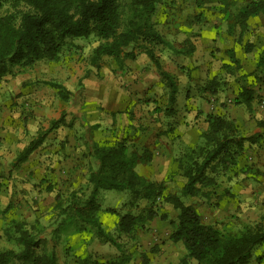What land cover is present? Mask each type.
Returning a JSON list of instances; mask_svg holds the SVG:
<instances>
[{"label":"rangeland","instance_id":"obj_1","mask_svg":"<svg viewBox=\"0 0 264 264\" xmlns=\"http://www.w3.org/2000/svg\"><path fill=\"white\" fill-rule=\"evenodd\" d=\"M197 1L171 0L159 6L155 15L158 28L171 42L170 46L157 47V54L164 68L176 76L179 88L175 110L170 115L156 111V107L168 105L167 90L159 74L158 81L153 82L151 77L149 83L143 84L144 72L150 75L148 66L153 64L145 54L147 62L139 58L140 54L135 60L127 59L124 68L116 72L112 71V60L108 57L104 58L100 69H87L90 65L88 58L98 44L94 36L70 40L58 60H41L32 68L8 75L0 82V145L5 146L4 155H0V201L5 205L10 201L14 203L6 215L0 214V244L3 248H16L4 237V228L12 218L29 222L38 219L46 226L44 236L47 239L53 237V228L59 221L55 211L56 194L60 192L66 198L71 190L87 182L85 151L74 150L86 146L89 141L125 137L139 148H149L153 152L152 161L149 165H138V173L152 179H166L168 191L180 194L185 178L178 169L176 158L187 146L199 140L207 126V113L235 118L247 134L264 132V126L259 124L264 121V73L255 67L257 52L264 47V19L250 17L240 42L237 39L239 28L235 35L226 31L227 14L219 11V2L200 0L202 6L199 7ZM246 1L233 0L230 9L235 10ZM4 11L1 8L0 14ZM185 37H190L195 46L190 55L177 52ZM246 42L249 44L244 46ZM229 48L234 49L241 61V67L237 69L232 65L231 72L225 66L231 63L227 54ZM179 65L186 67L189 73L183 72ZM154 69V73H159L155 66ZM63 74L66 80H71L72 76L75 78L77 93L90 89L97 101L85 104L81 109L85 114L84 121L77 116L71 120V115L66 114V121L73 122L71 126L53 130L31 154V161L13 165L17 153L39 131L49 127L53 114L61 107L63 100L57 89L43 82L62 83L63 78L59 75ZM77 74L83 76L78 78ZM215 76L223 82L216 94L204 93L197 88ZM83 78L86 80L82 82ZM101 82H106V86L97 90L88 85ZM241 85L255 89L256 99L251 111L234 103ZM106 90L110 93V101L120 95L121 106L113 113V123L110 124L101 117L105 106L100 93H106ZM82 93L78 96L83 104L90 99ZM37 94L49 96L50 101L52 99L50 112L37 105L38 102L32 98ZM90 110L93 111L89 113ZM86 136L88 140L85 142ZM244 164L248 165L247 172L239 170L235 175L231 173L229 178L221 177L216 192L210 198L197 196L186 199L196 207L206 223L240 230L245 224L264 220V142L245 148L238 165L242 167ZM226 190L230 194H224ZM129 198L128 191L112 189L99 193L102 205L100 220L105 230L115 237L118 236L120 216L129 211L138 213L146 204V201H141L138 207H130L125 205ZM160 204L170 219L176 218L172 205ZM172 230L169 219L156 217L136 232L133 239L122 234L118 241L123 250L133 253L130 264H143L140 253L149 257L150 264L176 263L186 250L181 242L170 240ZM52 244H55L60 264H73L79 257H87L93 264H112L123 252L104 238L97 237L92 229L76 232L71 224L62 229L57 240L52 238L47 246ZM263 251L264 247L256 249L250 264H264V260H257V255ZM13 264L24 262L17 259Z\"/></svg>","mask_w":264,"mask_h":264},{"label":"trees","instance_id":"obj_2","mask_svg":"<svg viewBox=\"0 0 264 264\" xmlns=\"http://www.w3.org/2000/svg\"><path fill=\"white\" fill-rule=\"evenodd\" d=\"M168 1L171 0H0V9H5L0 14V82L8 75L32 68L41 60H58L70 40L94 36L98 44L88 61L97 69L105 57L112 60L114 72L123 69L127 59L135 60L140 54L149 58L168 94V105L156 107V111L170 115L175 110L179 88L176 76L164 68L157 54V47L170 46L171 42L158 28L155 19L158 7ZM211 1L219 2V11L227 14L226 31L229 34L235 35L239 28L237 39L240 42L250 17L264 19V0H248L235 10L230 9L233 0ZM197 5L201 7L202 1H197ZM194 50L191 38L185 37L177 52L190 55ZM227 54L231 62L225 65L227 71L231 72L232 65L240 68L241 61L234 49H227ZM255 67L264 73V47L257 52ZM179 68L187 72L183 65ZM43 83L57 89L62 100H68L72 94L60 82L48 80ZM222 84L220 77L215 76L197 88L204 93L216 94ZM255 99V89L241 85L234 103L251 111ZM71 120L66 121L65 112L52 119L48 128L39 131L17 153L12 164L27 161L50 132L61 126H71ZM206 122L199 140L187 146L176 158L178 169L185 178L180 194L168 191L166 179H152L138 173V165H149L152 161L153 152L149 148H139L125 137L89 142L84 152L88 160L87 182L71 190L66 198L60 192L56 194L55 211L59 221L53 228L52 238L57 240L62 229L71 224L76 232L92 229L97 237L122 251L124 247L118 241L119 235L133 239L147 222L159 217L170 220L173 226L170 240L181 242L186 250L178 262L168 264H250L255 250L264 247V220L245 224L240 230L219 228L206 223L186 199L210 198L221 177L229 178L231 173L235 175L239 170L246 173L248 165L239 167V158H243L247 146L264 142V132L247 134L235 118L221 113H207ZM259 124L263 127L264 121ZM112 189L128 191L130 198L125 205L130 207H138L141 201H146L138 213L129 211L120 216L117 237L105 230L99 216L102 209L99 193ZM227 192L229 190L224 194ZM160 203L172 205L176 218L170 219ZM13 206L12 201L6 205L0 201V214L6 215ZM45 231L46 226L38 219L32 222L10 219L4 228V237L16 248H3L0 244V264H13L17 259L24 264H60L55 244L47 246L52 238L47 239ZM133 258L131 251L123 250L112 264H130ZM140 258L143 264H150L145 253H140ZM257 260H264V251L257 255ZM73 264L93 263L87 257H79Z\"/></svg>","mask_w":264,"mask_h":264},{"label":"crops","instance_id":"obj_3","mask_svg":"<svg viewBox=\"0 0 264 264\" xmlns=\"http://www.w3.org/2000/svg\"><path fill=\"white\" fill-rule=\"evenodd\" d=\"M139 58H141V59H143V61H146L147 62V59H146V57H144V54H141V56H139ZM130 64V62H128L127 63V65H129ZM137 66V65H136ZM138 66H140V65H138ZM90 67H93V66H91V65H89L88 67H87V69L88 68H90ZM140 68V67H139ZM150 68V69H149ZM148 71H151V74L149 75V74H147L146 72H144V76H143V84H147V83H149V81H150V78L151 77H153V82L154 81H158L159 80V78H158V75L157 74H159V73H157V71L154 73V71H155V69H154V64H151V65H149L148 66ZM61 78H63V82H62V84L64 85V86H66V88H68L71 92H72V94L70 95V97H69V99L67 100V102L66 101H62V103L61 102H59V104L61 103V107H59L58 108V111H57V113H54L53 114V116H52V118L53 119H56V118H59L60 116H61V114L63 113V112H65L66 114H70L71 115V118H74V117H80L81 119H82V121H84V113H82V111H81V109L83 108V107H85V104H90V103H92V102H94V101H97L95 98V96L93 95V93L91 92V90L90 89H84V93H82V91L80 90V92L82 93V94H85L86 96H87V98L88 99H90V100H87L85 103L83 102V104H82V101L79 99V98H81L80 96H78L79 94H80V92H78L77 93V91H76V89H75V86H76V84H74V80H75V78L72 76V78H71V80H66V75L65 74H63V75H59ZM77 76H79L78 78H81V76H83V74L82 75H80V74H77ZM160 76V75H159ZM7 77V76H6ZM77 78V79H78ZM86 80V78H83L82 79V82L83 81H85ZM106 82H101V83H97V85H91L90 83L88 84V85H90V86H92V87H95L96 88V90H97V88H100L101 86H103V85H105L106 86V84H105ZM31 90H33L34 91V88H31ZM117 92V91H116ZM118 93V92H117ZM109 92H108V90H106V93L105 92H101L100 93V95H101V97L104 99V106H105V110H104V113L103 114H101V117H103L104 119H105V122L106 123H108V124H110V123H113V113L114 112H116L117 110H118V108H120V106L121 105H119V94H117L118 96L117 97H115V99H113L112 101H110L109 100ZM99 95V94H98ZM32 98L33 99H35L37 102H38V106H41L42 107V109H44L45 110V112H50V109H49V106L51 105V101H52V99H51V101H50V98H49V96H46V95H41V94H37V95H35L34 97L32 96ZM75 99V100H74ZM0 102H1V100H0ZM0 106H2V104L0 103ZM93 110H90V111H88L89 113H91ZM111 114V115H110ZM6 119H7V117H6ZM2 119H1V117H0V121H1ZM50 134H51V132H50ZM50 134H48V136L50 135ZM47 136V137H48ZM81 136H84V135H81ZM88 139H87V136H86V139L85 140H83V141H87ZM95 140V139H94ZM89 142H91V141H89ZM88 142V143H89ZM87 143V144H88ZM87 146V145H86ZM86 146L85 145H83V146H81V147H77V150H74V151H78V152H80V150H81V152H84L85 150H86ZM73 149V148H72ZM4 150H5V146H3V145H0V155H4ZM31 156V155H30ZM29 156V158H28V161L30 160H32L33 158H32V156L30 157Z\"/></svg>","mask_w":264,"mask_h":264}]
</instances>
